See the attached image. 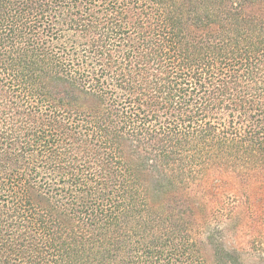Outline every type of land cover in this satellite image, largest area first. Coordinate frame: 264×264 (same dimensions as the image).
I'll list each match as a JSON object with an SVG mask.
<instances>
[{
  "label": "trees",
  "instance_id": "16d2710c",
  "mask_svg": "<svg viewBox=\"0 0 264 264\" xmlns=\"http://www.w3.org/2000/svg\"><path fill=\"white\" fill-rule=\"evenodd\" d=\"M0 264H264V0H0Z\"/></svg>",
  "mask_w": 264,
  "mask_h": 264
},
{
  "label": "rangeland",
  "instance_id": "374dc122",
  "mask_svg": "<svg viewBox=\"0 0 264 264\" xmlns=\"http://www.w3.org/2000/svg\"><path fill=\"white\" fill-rule=\"evenodd\" d=\"M233 215L228 216V218L220 220L217 224H212L213 227H217L218 235L222 238L223 242L230 247V242L232 238H237V240L243 238L241 231L244 227V224H241L239 221V216H243V210L241 206L236 207ZM245 220V219H244ZM222 230V232L220 231ZM220 233V234H219ZM244 240V239H243ZM209 260L211 261V255H208Z\"/></svg>",
  "mask_w": 264,
  "mask_h": 264
}]
</instances>
